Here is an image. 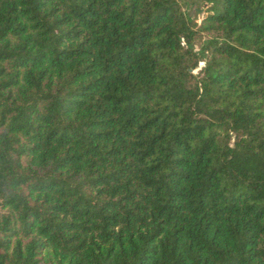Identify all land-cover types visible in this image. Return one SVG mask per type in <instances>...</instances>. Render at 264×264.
<instances>
[{
  "label": "trees",
  "instance_id": "1",
  "mask_svg": "<svg viewBox=\"0 0 264 264\" xmlns=\"http://www.w3.org/2000/svg\"><path fill=\"white\" fill-rule=\"evenodd\" d=\"M0 264H264V0H0Z\"/></svg>",
  "mask_w": 264,
  "mask_h": 264
},
{
  "label": "rangeland",
  "instance_id": "2",
  "mask_svg": "<svg viewBox=\"0 0 264 264\" xmlns=\"http://www.w3.org/2000/svg\"><path fill=\"white\" fill-rule=\"evenodd\" d=\"M183 7H184L185 12L188 13V12L192 11L194 13V16L196 15L197 10L195 8H193L189 5H183ZM201 66H203L202 60L199 62L198 67L194 69V72H196Z\"/></svg>",
  "mask_w": 264,
  "mask_h": 264
}]
</instances>
